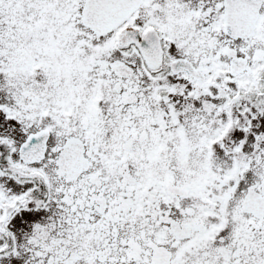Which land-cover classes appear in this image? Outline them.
Instances as JSON below:
<instances>
[{"label":"snow or ice","instance_id":"obj_1","mask_svg":"<svg viewBox=\"0 0 264 264\" xmlns=\"http://www.w3.org/2000/svg\"><path fill=\"white\" fill-rule=\"evenodd\" d=\"M0 264H264V0H0Z\"/></svg>","mask_w":264,"mask_h":264}]
</instances>
